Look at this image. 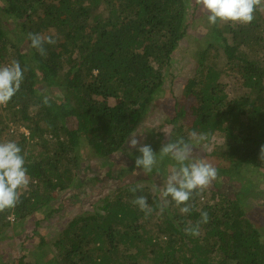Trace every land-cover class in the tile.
I'll use <instances>...</instances> for the list:
<instances>
[{
	"label": "trees",
	"instance_id": "obj_1",
	"mask_svg": "<svg viewBox=\"0 0 264 264\" xmlns=\"http://www.w3.org/2000/svg\"><path fill=\"white\" fill-rule=\"evenodd\" d=\"M190 7L188 0H0V67L18 61L24 70L19 91L0 105V142L21 147L30 178L17 206L0 212V243L21 239L20 258L3 252L0 264H264V229L249 215L264 189L245 177L264 175V12L249 24L218 21L204 41L196 39L195 72L174 98V117L147 131L194 25ZM29 33L57 42L46 43L42 56ZM193 131L206 139H191ZM131 137H145L141 145L157 153L152 172L135 167L141 154L128 146ZM180 138L192 153L204 147L202 160L217 169L187 202L188 214L171 197L161 210L159 192L177 167L160 149ZM95 182L114 189L83 201ZM61 192L84 210L58 220L59 234L48 239L42 222L60 213ZM141 195L148 215L134 203ZM201 212L209 220L199 223L200 234H186ZM151 223L155 236L146 231Z\"/></svg>",
	"mask_w": 264,
	"mask_h": 264
},
{
	"label": "clouds",
	"instance_id": "obj_2",
	"mask_svg": "<svg viewBox=\"0 0 264 264\" xmlns=\"http://www.w3.org/2000/svg\"><path fill=\"white\" fill-rule=\"evenodd\" d=\"M198 5L209 12L207 17L212 25L217 22H232L233 24H249L255 19L254 13L259 10L264 12V0H196ZM28 39L31 47L36 49L42 56L46 55L44 45L55 44L57 41L51 36H43L37 33H29ZM24 79V70L18 61L11 65L0 67V105H7L11 98L19 91ZM45 104L49 101L45 98ZM190 138L196 142L206 139V135L193 131ZM130 148H137L141 154L135 159V167L143 172L150 173L157 164V153L150 145H141L136 137H131L128 142ZM192 144L183 138L176 142L163 144L159 156L163 159L170 156L177 164L171 169L166 177L164 186L161 187V198L163 206L169 203L171 197L176 206L180 207L182 214H188L191 209L188 201L197 190L207 188L217 177V169L202 159L191 157ZM260 158L264 160V145L260 148ZM25 156L22 155L21 147L14 141L0 142V212L13 209L20 202L22 190H26L30 183L28 169L25 166ZM133 192L136 189H132ZM134 203L145 212L146 215L152 212L146 196H138ZM209 215L201 212V221L196 225H190L184 229L186 234L198 236L199 223H207Z\"/></svg>",
	"mask_w": 264,
	"mask_h": 264
},
{
	"label": "rangeland",
	"instance_id": "obj_3",
	"mask_svg": "<svg viewBox=\"0 0 264 264\" xmlns=\"http://www.w3.org/2000/svg\"><path fill=\"white\" fill-rule=\"evenodd\" d=\"M189 6L190 7V13L196 12V19L194 22V25L189 33L188 39H186L183 43H181L180 48L178 49L177 53L174 56V66H172V71L170 75L166 79V86H167V95L166 97H163L162 101L163 103L157 104L156 108L153 109L148 116V121L146 127L147 131L150 129H153L155 127L160 126L164 121H166V118H173L174 117V103L175 99H178L177 96L180 99V93L182 91V88L185 86V82L193 76V72H195V65L196 62L192 58V53L195 48V41L198 39L200 43L204 41L206 36L210 33L211 29L214 27V25L210 24L207 17L209 15V12L201 5H198L196 3V0H188ZM199 43V44H200ZM235 87H232L231 90H234ZM173 94V95H172ZM172 95V96H171ZM176 96V97H173ZM140 134V131H139ZM147 137V135H145ZM145 137H142L139 139L140 144H142L143 139ZM221 139V138H220ZM217 140L216 143L219 145H222V140ZM205 148L203 147H196L195 153H192L191 156H194L195 159H204L205 153ZM85 155L87 158H90L87 155V152H85ZM90 164L92 165H97L99 164L96 160H93L90 158ZM245 177L247 180H252L256 186L258 187L259 190L264 189V175L263 171H254V170H249L247 173H245ZM88 178H91L94 181L95 178V173L92 172L88 176ZM88 182V181H86ZM224 185V184H223ZM226 185V184H225ZM224 185V186H225ZM226 186H235L234 184L231 186L229 183H227ZM161 187V186H160ZM157 188L158 186L152 187V193L158 192ZM113 185L109 182H105L104 184H99V183H93L88 186H86V191H87V196L83 195L81 196L83 201H86L90 198H96L98 195L103 194L107 192L108 190H113ZM84 191V190H83ZM160 192V191H159ZM72 193H59L58 194V201L56 203V206L59 209V214L55 215L52 219L46 222H42V227L44 230H47V233L45 236L48 237V239L54 238L56 235L59 233H56V228L58 226V220L59 223L65 221L66 219L70 218L74 212L82 211L84 210L82 207L78 209H74L72 206V202L70 201V197L72 196ZM255 200V199H251ZM86 209H91L90 206H86ZM249 215L252 218V221L255 223V225L260 228L264 229V200H259V201H254L253 203L250 204V210H249ZM149 217L146 219L148 220ZM154 222V221H153ZM152 222V223H153ZM152 223L148 225V230H146L149 234H154L153 230L154 227L152 226ZM25 228L27 230V233L31 232L34 229V225H32L31 222H27L25 224ZM55 231V232H54ZM264 232V230H261ZM39 239H33L30 241V245H27V249L30 250L31 252L34 251L37 246H38ZM21 239H12V240H7L3 243H0V256H2V253L6 252L7 256L9 258V261H12L14 256L19 257L20 252H21ZM23 253V250H22ZM20 258V257H19ZM30 260V259H28Z\"/></svg>",
	"mask_w": 264,
	"mask_h": 264
}]
</instances>
